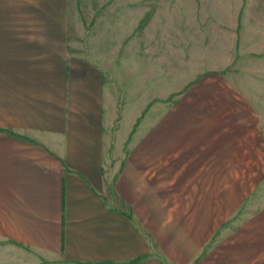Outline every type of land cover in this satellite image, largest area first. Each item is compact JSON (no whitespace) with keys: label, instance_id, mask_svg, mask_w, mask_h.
Here are the masks:
<instances>
[{"label":"crops","instance_id":"0c3cea01","mask_svg":"<svg viewBox=\"0 0 264 264\" xmlns=\"http://www.w3.org/2000/svg\"><path fill=\"white\" fill-rule=\"evenodd\" d=\"M10 3L0 10V241L42 264H212L198 253L207 226L192 218L187 239L175 234L187 228L147 173L164 158L165 127L150 134L138 128L146 114L124 100L117 109L125 86L100 57L164 53L170 25L196 4Z\"/></svg>","mask_w":264,"mask_h":264},{"label":"rangeland","instance_id":"374dc122","mask_svg":"<svg viewBox=\"0 0 264 264\" xmlns=\"http://www.w3.org/2000/svg\"><path fill=\"white\" fill-rule=\"evenodd\" d=\"M188 4L195 17L170 25L164 53L100 57L125 86L117 109L146 114L138 128L150 134L165 127L164 158L147 173L187 228L174 233L187 239L201 219L203 261L264 264V0ZM29 256L0 241V264L44 263Z\"/></svg>","mask_w":264,"mask_h":264}]
</instances>
